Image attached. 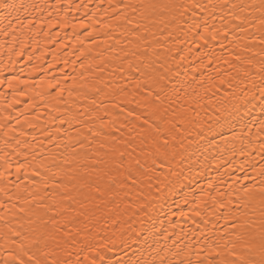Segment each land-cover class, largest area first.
<instances>
[{
	"label": "bare ground",
	"instance_id": "bare-ground-1",
	"mask_svg": "<svg viewBox=\"0 0 264 264\" xmlns=\"http://www.w3.org/2000/svg\"><path fill=\"white\" fill-rule=\"evenodd\" d=\"M168 2L180 0H16L29 6L20 13L24 23L14 21L15 32L0 31V204L4 205L0 208V246H5V235L11 237L9 229L18 231L29 240H39L32 248L45 264H60L83 260L89 255L88 245L117 239L121 225L127 229V215L136 212V203L143 199L136 195L139 190L113 186L93 216L92 205L77 194L79 178L93 167L92 159L102 158L109 145L126 152L135 148L134 156L140 148L151 147V143H141L144 133L140 122L130 123L134 117L128 116V110L143 115L153 111L147 105L154 102L143 99L146 85L142 83L144 91H140L136 82L141 79V71H149L144 64L166 61L170 67L165 73L168 86L176 87L175 93H168L171 106L168 99L164 101L166 119H173V109L182 112L179 105L183 104L189 109L183 114L192 123L177 127L181 132L189 127L192 132L176 133L172 141L176 153L172 167L180 173L177 186L171 192L165 191L162 199L150 200L157 228L163 221L161 231L166 230L168 235L167 241L161 238L160 242L179 251L170 259H190L192 264H218L221 259H235L230 253L246 251L232 224L247 213L244 218L255 221V231L262 218L258 205L264 185V133L258 132V123L253 124L264 118L259 97L250 115L233 107L239 101L225 98L227 85H221L217 77L227 65L219 57L232 46L228 40L224 41L225 49L216 40L205 44L196 29L189 31L191 18L181 25L170 20L161 22L159 17L153 23L128 10L127 17L142 25L139 30L122 18L125 4ZM254 2L259 4V0ZM213 22L221 24L217 18L210 20V27ZM250 27L259 35L255 27ZM219 35L223 37V33ZM145 48L147 56L142 55ZM130 64L138 70L133 71ZM213 84L220 91L216 92ZM217 118L233 124L235 139H231L233 133H228V144L209 131L216 127ZM90 128L112 138L92 136ZM201 132L205 138H201ZM99 142L106 147L101 149ZM139 158L142 162L146 159L144 154ZM147 163L151 164L150 158ZM166 172L167 168L156 170L157 174ZM150 175L154 177L153 187H143L142 191L159 197L155 184L164 176L157 179L156 174ZM55 184L62 187L56 188ZM69 184L76 185L70 192L75 200H61L68 194L63 185ZM245 187L252 188L257 198L248 208L241 203ZM83 191L88 193L86 188ZM185 196L188 203H184ZM81 201L87 208H81ZM61 204L68 211H63ZM77 210L85 214L77 215ZM113 218H117L116 223ZM110 248L106 257L116 259L122 254L119 243ZM250 259L259 261V252Z\"/></svg>",
	"mask_w": 264,
	"mask_h": 264
},
{
	"label": "snow or ice",
	"instance_id": "snow-or-ice-1",
	"mask_svg": "<svg viewBox=\"0 0 264 264\" xmlns=\"http://www.w3.org/2000/svg\"><path fill=\"white\" fill-rule=\"evenodd\" d=\"M28 7V5L23 3H16V0H11V2L9 0H0V13H2L0 14V24L3 25L0 31L7 33L11 30L15 32L16 29L13 27V22L23 24L24 20L21 19L20 13L22 9L27 11ZM128 10L135 16L147 19L153 23L159 17L162 18L161 22L170 20L175 22L176 25H181L191 18L193 23L189 27V31L196 29V34L205 41V44H208L209 40L218 41L221 49L226 48L224 41L228 40L232 47L226 52H222L219 58L227 65V69L232 71L229 72L227 69H223L218 72L217 77L221 85H227L225 98L231 97L232 100L239 101L233 107L237 111L243 109L245 115H250L257 105L258 95L260 110L264 114V0H259V4H256L254 0H248L247 3H237L236 0H218L216 3H213L212 0H180V2L168 3L125 4L122 18L125 19L127 24L134 25L135 29L139 30L142 25L137 19H129L127 17ZM217 11L220 13L219 17H217ZM257 11L259 16L255 15ZM245 13L247 14L245 15ZM217 18L221 20V24L216 25L213 22L210 27V20L214 21ZM254 21H258V23H254ZM250 25L256 28L259 35L252 32ZM220 33H223L222 38L219 35ZM147 53L148 49L145 48L142 55L147 56ZM125 55H128V53L125 52ZM155 55L159 58L161 54L157 52ZM129 66L133 71L138 70L137 67L131 64ZM143 67L149 71H141V79L137 80L136 88L144 91L141 84L146 85L147 92L143 99L154 102L147 105L152 107L153 111L150 114L143 115L136 114L134 110L129 109L128 116L134 117L130 121L133 125H135L136 121L140 122L139 127L144 133L141 143L145 145L151 143V147L147 148V150L144 147L140 148L139 153L134 156L132 153H136L137 150L135 148L132 149V152H126L125 149H116L109 145V150L102 154V158L92 159L91 164L93 167L83 177L79 178V191L77 193L84 197V201L92 205L94 209L93 216L95 211H99L100 205L104 203L103 197L112 192L113 186L119 188L128 187L130 190L137 189L139 191H137L136 195L138 197L143 196V199L136 203V208L138 209L136 212L131 215H127V212H125L127 219L124 223L127 224V229H123V225H121L122 230L117 239L108 238L102 244H90L88 245L89 255L84 256L83 260L79 258L74 261L65 260L60 262V264H192L190 259L182 261L169 258L177 257L179 251H172V246L167 243L161 244V238L167 241L168 235L166 230L161 231L163 221L160 222V228H157V217L151 215L154 205L150 202L153 199H162L165 191L171 192L177 186L180 173L174 171L172 167V162L176 156L172 141L176 138V133L191 135V128L184 127L183 132H181L177 124H191L192 121L187 120L183 114L189 110L183 104L179 105V108L183 110L182 112L173 109V119H166L168 108L163 107L164 101L168 99V106L170 107L173 101L168 96V93L176 92L175 85L171 88L168 86V78L165 73L170 71V67L166 61L147 63ZM159 69H163V71H159ZM201 86H203L202 83ZM213 88L216 92L220 91V88L215 84H213ZM207 90L205 89V91ZM121 91H124V89L121 88ZM177 99H179V96H177ZM131 102L127 101V103ZM257 123L259 124L258 132L264 133V118L253 121V124ZM103 127L104 123L101 122V129ZM209 131L212 132L213 137L219 136L225 144H228L230 140L228 133H233L231 139H235L233 124L227 120L220 122L219 118H217L216 127L210 128ZM89 132L92 136L112 138L110 134L99 129L90 128ZM199 135L201 138H205L203 132L199 133ZM91 142L89 141V143ZM208 143L211 144L213 141L209 140ZM99 147L103 149L106 145L103 142H99ZM141 154L146 157L144 162L139 158ZM147 158L151 159V164L147 163ZM164 168H167L166 173H156L157 169ZM150 173L156 174L157 179L159 175L164 176L163 181L155 184L156 191L160 194L159 197H153L151 192L144 194L142 191L143 187L149 189L153 187L154 177ZM93 175L94 179L92 178ZM169 177H174L175 179H169ZM70 179L76 180L77 177H70ZM145 180L147 184L144 183ZM54 187L61 188L62 186L55 184ZM75 187L76 185L72 184L63 185L68 194L61 196V200H75V197L70 194ZM85 188L88 193L94 192L96 195L91 196L85 193L83 191ZM242 191L244 192V199L241 203L248 208L250 207V202L255 201L257 198L252 188L245 187ZM124 195L128 196L129 193L126 192ZM237 199L239 200L240 197H237ZM84 201H81V208H87V204ZM184 203H188L187 196H185ZM258 206L262 217L259 221L260 226L258 229L253 230L255 221L244 218L247 213L244 216L237 217V222L232 224V228L236 230L237 240L243 242L241 247L246 249V251L239 254L230 253L235 255V259H221L218 264H264V185L260 188ZM2 207L4 205L0 204V208ZM59 207L65 212L68 211V208L63 204ZM127 207H132V203L129 202ZM162 208L163 205H161V210ZM48 210L55 211L54 208H49ZM76 214L84 215L85 213L77 210ZM180 215L183 216L184 213L181 212ZM142 216L147 217V219H141ZM51 220L53 224L57 223L54 217ZM116 222L117 218H113V223ZM137 223L140 224L139 228L135 227ZM9 231L11 232V237L5 235L3 238L5 246H0L2 248L0 250V264H45V261L39 259L32 248V245L39 243L38 239L29 240L18 231H12L11 229ZM68 234L70 233H65V235ZM26 240H28L27 243L25 242ZM117 243L120 244L122 254H118L116 259L106 257L107 251H111L110 245L115 246ZM9 244L12 247H6ZM173 244H175V241H173ZM232 247L235 248L236 244L233 243ZM254 252H259L261 257L259 261L250 259ZM42 254L44 256L48 255L47 252ZM53 264H57V262L53 261Z\"/></svg>",
	"mask_w": 264,
	"mask_h": 264
}]
</instances>
